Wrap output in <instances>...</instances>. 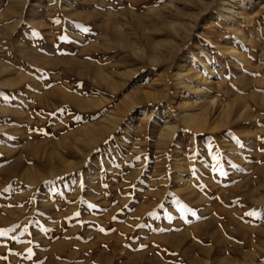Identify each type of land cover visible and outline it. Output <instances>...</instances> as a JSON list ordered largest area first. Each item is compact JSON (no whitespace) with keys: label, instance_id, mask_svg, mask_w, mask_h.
<instances>
[{"label":"rangeland","instance_id":"374dc122","mask_svg":"<svg viewBox=\"0 0 264 264\" xmlns=\"http://www.w3.org/2000/svg\"><path fill=\"white\" fill-rule=\"evenodd\" d=\"M0 264H264V0H0Z\"/></svg>","mask_w":264,"mask_h":264},{"label":"bare ground","instance_id":"6f19581e","mask_svg":"<svg viewBox=\"0 0 264 264\" xmlns=\"http://www.w3.org/2000/svg\"><path fill=\"white\" fill-rule=\"evenodd\" d=\"M245 111V110H244ZM231 112V111H230ZM191 116V115H190ZM187 117H189V116H187Z\"/></svg>","mask_w":264,"mask_h":264}]
</instances>
